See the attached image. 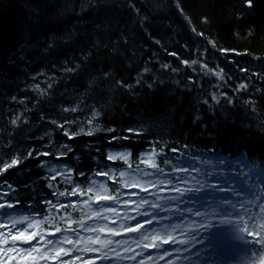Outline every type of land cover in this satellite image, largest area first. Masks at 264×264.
<instances>
[{"label": "trees", "instance_id": "trees-1", "mask_svg": "<svg viewBox=\"0 0 264 264\" xmlns=\"http://www.w3.org/2000/svg\"><path fill=\"white\" fill-rule=\"evenodd\" d=\"M185 60L198 63L186 66ZM220 69L223 79L209 71ZM241 83L247 90L237 91ZM65 129L93 135L69 139ZM153 148L163 150L154 160L170 175L175 157L199 153L244 154L253 165L264 164V0L251 6L247 0H0V167L13 157L21 161L0 174L6 181L0 195L19 202L15 212L54 218L61 228L71 213L87 227L103 228L84 232L72 224L81 236L129 240L133 247L134 238L108 232L126 228L115 219L125 211L121 205L103 211L106 218L92 216L87 206H67L86 197H59L73 185L64 176L51 179L50 169L72 170L83 190L92 180L105 182L108 195L137 210L142 198L121 186L119 173L145 177L142 154ZM43 152L50 155H38ZM110 153L127 154V162L110 160ZM102 206L111 208L92 209Z\"/></svg>", "mask_w": 264, "mask_h": 264}, {"label": "snow or ice", "instance_id": "snow-or-ice-1", "mask_svg": "<svg viewBox=\"0 0 264 264\" xmlns=\"http://www.w3.org/2000/svg\"><path fill=\"white\" fill-rule=\"evenodd\" d=\"M248 5L251 6V0H247ZM135 9V5H130ZM178 6V5H177ZM137 13L139 10H136ZM185 19H189L185 17ZM190 23V20H189ZM195 31V29H193ZM172 55H175L174 53ZM186 66L195 65L198 63L196 60L192 61H182ZM203 68L207 69L206 64L201 65ZM163 68H168L169 65H162ZM149 69L145 68L144 72H148ZM172 71H177L172 69ZM214 75L218 76L220 79H223V69H220L219 72L215 70H209ZM137 84L140 83L138 79ZM122 84V82H121ZM51 84H48V88H51ZM128 88H131L132 85H122ZM35 90L41 91L40 85L36 84ZM248 84L241 83L237 91L247 90ZM212 100L216 103H219V100L213 94ZM207 103V101H205ZM231 102V101H229ZM76 108L71 109V111H76ZM64 111H69V109H64ZM98 113H94L92 119L88 123H92V120L96 119ZM17 119L12 121L13 125L17 124ZM55 123V122H53ZM74 123V121H73ZM63 127V125H59ZM109 131H113L109 129ZM129 132L140 134L136 132L135 129H129ZM84 133V130L81 129L78 133L70 134L67 129L64 131V135L68 136L69 139L73 138L74 135H80ZM86 135H93V131L89 130L84 133ZM67 147V146H65ZM70 150V148H69ZM172 151H177V149H172ZM38 155L48 156L50 153L43 152ZM165 155L163 150L160 153H157L155 148L151 149L147 153H143L142 156H147L148 160L153 161L150 164V167L156 169L157 172H163V169L159 168L155 163L154 158ZM28 156H32V152L28 153ZM120 158L127 162V154L118 153L113 155L109 154V159ZM59 158V157H58ZM205 160L214 161V163L206 164L204 167L197 166L195 161H188L189 164H185V160L182 158H177V168L182 170H187L189 168L193 169L198 173L199 179L197 177H191L193 180L199 184V187L194 190L196 193H214L216 196L215 207L212 204H209L210 211L201 213L199 210L195 211L193 214L196 216H202L203 220H208V223L204 225V231H207L211 227L212 221L210 217H220L219 223L221 224H232L235 226L236 238L244 241L246 243H251L253 249L249 254L255 252L257 254L264 252V164L258 165L253 168L252 165L254 161L250 158L241 154L239 157L234 158L229 155H213L211 157H204ZM18 157H13L10 162H3V166L0 167V174H3L8 169L18 165L20 163ZM142 162L147 163V161L142 160ZM43 164V162H41ZM164 163H171L168 159L164 160ZM131 167V165H129ZM177 169H174V171ZM50 171L54 173L51 179H56L57 176H64L65 181L69 184H72L71 190L67 188L64 191L58 193L59 197H71L79 196L84 197L89 193H92V196H89L88 199H80L77 201L70 202L69 207L75 209L77 205L87 206L89 212L92 216L97 218H106L102 216L103 211H113L115 208H104L103 206L97 208L96 210L92 209L90 201L95 198V202L100 204L101 201H112L113 203H118L116 197L108 195V186L105 182H97L92 180L86 187V190L81 189L79 184H75L71 179V171L68 170L67 173L59 172L57 168H51ZM101 173H97L99 175ZM105 176H109L108 172L103 173ZM145 177L152 176L155 173L144 172ZM83 175V173L81 174ZM120 177H125L129 175L125 171L119 173ZM229 176H238L244 180V187L247 189V192L239 189L236 186L235 181L227 179ZM225 178V179H218ZM134 180L135 177H132ZM179 182L186 183L188 177H178ZM150 183L151 181H145ZM6 181L0 180V185H3ZM160 184H163L164 181H159ZM121 186H132L127 183V181H122ZM8 187L11 188L12 185L8 184ZM49 187L53 185L49 184ZM176 192H180L179 188L173 189ZM113 191H119L118 188L113 189ZM0 195V264H73V261L83 260L84 258L78 255V253H96V256L89 257V260L93 261V264H96L97 261L107 262V264H119L120 261H134L135 264H145V260H152L151 254H146L143 251L137 252L130 247H123L127 244V241H112V240H102L100 236H81L80 232L72 227V224L78 223L79 228L84 232H93V231H103L101 229H94L87 227L83 219L73 220L71 219V213H69L68 226L66 228H61L55 219H50L48 216H44L41 220H36L29 215L15 214L14 211L9 212L8 209L14 210L18 206L19 202H8L4 199V196ZM53 196H57L56 192L52 193ZM135 195V193H134ZM185 193L181 192L180 196L183 197ZM179 197L173 196L170 197L172 200H176ZM211 201H214L213 197ZM51 204V201H47ZM59 200L57 204H59ZM143 204H148V201L145 199ZM143 204L140 205L143 207ZM56 205H53L55 207ZM64 206V205H61ZM153 208L159 209L161 206L159 204L150 205ZM222 209H227L222 211ZM255 209V214L253 212ZM139 216L149 217L146 220H140ZM137 217H128V219L137 220V223L133 227L126 228V232H139L140 236L138 239L147 240L149 237L146 235L142 229H145L146 225L159 224L162 217L157 219L155 213L142 212L139 213ZM235 217L236 219H232ZM65 217L61 216L60 220H64ZM202 220V222H203ZM237 221H239L237 225ZM47 224L48 227L45 228L43 225ZM107 227V226H104ZM72 232L75 233V238L73 236L64 235V233ZM108 232L112 235H119L115 229H108ZM157 237H153V240ZM113 243L117 247H111ZM177 241L175 239H165L162 243H153L152 245H144L145 248L156 249L160 252V259H165V257H172L174 254L180 253L181 251H188L187 242L180 241L179 243L185 244L184 249H179L172 247ZM169 245L168 248H164L163 245ZM64 245H71V247H65ZM82 245V246H81ZM98 245V246H94ZM260 245V247H256ZM118 247H123L124 253L132 252L131 255H123L121 251H118ZM110 253H112L110 255ZM63 257H68V259H63ZM140 257V259H137ZM183 258V257H179ZM84 264H88L87 260L84 261ZM167 264H173V261L170 259L167 261Z\"/></svg>", "mask_w": 264, "mask_h": 264}, {"label": "rangeland", "instance_id": "rangeland-1", "mask_svg": "<svg viewBox=\"0 0 264 264\" xmlns=\"http://www.w3.org/2000/svg\"><path fill=\"white\" fill-rule=\"evenodd\" d=\"M204 157H210V155ZM141 160L147 161V163L143 162L146 164L144 168L151 173H156L157 177H141L136 172H128L129 175L122 177L123 181H127L128 184L132 185L128 187L136 188L137 195L142 197V199H139L137 207V209H140V212L136 213L135 217L139 216V213L147 211L155 213L157 219L161 217L163 219L160 220L159 224L146 225L145 229H142L149 237L147 240L138 239L140 236L139 232H126L123 228L122 233L125 235L128 233L133 234V238L137 241L132 247V242L128 240L127 244H130L129 246L131 249L137 252L143 251L146 254H151L152 260L146 259L145 264H167V261L170 259L173 261V264H264V252L259 254L252 252L249 254L253 249V245L237 239L235 226L232 224L219 223L220 217H210L212 221L211 227H209L207 231H204V225L208 223V220H203L202 216H196L193 213L197 210L201 213L209 212V204L211 203L212 206L215 207L217 201H215L216 196L214 193L204 192L198 194L194 191H188L199 187L196 180L191 178L197 177V179H199L196 171L191 170V168L187 170L176 168L177 170H175L173 175L164 174V172H155L153 170L154 168L150 167L153 161L148 160L147 156H142ZM197 162V166L201 168L206 164L214 163V161L205 160L204 158L199 159ZM182 176L188 177L186 183L178 181L177 178ZM132 177H135V179L133 180ZM103 179L104 178H101V180ZM218 179L225 178L218 177ZM227 179L235 181L239 189L247 192V189L244 187V180L241 177L229 176ZM161 180L164 181L163 184L159 183ZM145 181L151 182L146 183ZM174 188H179L180 192L174 191ZM181 192L185 193L183 197L180 196ZM173 196L179 198L176 200L170 199V197ZM212 197L214 201H211ZM145 199L148 201V204H143ZM101 203L108 205L113 204L110 200L101 201ZM142 204L143 207L140 206ZM153 204H159L161 207L159 209L153 208L150 206ZM125 205L128 206V204ZM226 210L227 209H222V211ZM7 211L12 212L14 210L8 209ZM253 212L255 214V209H253ZM127 213H129V211H127ZM15 214L19 215L21 213L15 212ZM118 215V219H121L122 223H127L124 227H133L137 223V220L128 219L127 216L123 215L122 210L119 211ZM33 218L41 220V218ZM94 219V217L87 218L88 221ZM139 219L146 220L149 219V217L139 216ZM232 219L236 218L233 217ZM61 221L64 223L65 219ZM106 222H108V219H106ZM238 223L239 221H237V225ZM153 237H157V239L153 240ZM165 239H175L177 243L172 247L179 249L185 248V244L179 243L180 241L187 242L188 251H181L180 253L174 254L172 257L160 259L159 251L144 247V245L162 243ZM65 247L70 246L66 245ZM111 247L117 246L113 243ZM163 247L166 249L169 245L164 244ZM256 247H260V245ZM121 253L123 255L132 254L131 251L129 253H124L123 250H121ZM78 255L84 259L73 261V264H84L85 260H87L88 264H93V261L88 258L96 256L97 254L81 252L78 253ZM63 259H68V257H63ZM137 259H140V257H137ZM103 264H107V262H103ZM119 264H135V262L120 261Z\"/></svg>", "mask_w": 264, "mask_h": 264}]
</instances>
